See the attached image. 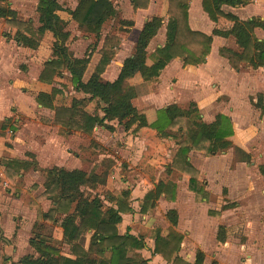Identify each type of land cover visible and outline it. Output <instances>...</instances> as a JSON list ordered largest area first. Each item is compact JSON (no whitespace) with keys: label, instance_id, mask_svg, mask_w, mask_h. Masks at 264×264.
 <instances>
[{"label":"crops","instance_id":"0c3cea01","mask_svg":"<svg viewBox=\"0 0 264 264\" xmlns=\"http://www.w3.org/2000/svg\"><path fill=\"white\" fill-rule=\"evenodd\" d=\"M155 1L159 4L157 10ZM166 1L150 0L147 9L134 12L130 0H110L117 16L103 23L98 41L93 34L83 32L67 11H58L56 14L66 23L65 32L68 34L63 44L72 58L81 59L91 52L83 74V82L89 79L99 61L98 51L106 35L111 34L120 38L110 64L101 75L107 82L116 80L123 61L134 52L137 37L144 23L152 17H162L163 25L149 42L147 53L151 54L156 48H161L166 42L168 20L165 13ZM37 2L8 0V6L15 13L17 21L30 22L32 27L37 29L40 25ZM57 2L63 10L73 11L77 7V0H73V7L66 6L65 0ZM27 3L29 5L31 3L34 8L36 18L30 17L31 10H28ZM221 10L243 21L251 18L263 19L264 0H250L249 3L236 7L223 5ZM0 20V77L6 76L7 83L13 87L12 91L27 97L25 103L17 104L13 101L5 102L0 96V128L4 130L0 134V187L4 185L3 190L0 188V264H20V259L26 255L36 257L37 253L29 244V240L35 237L50 239L60 250L61 255L73 258L69 246L62 243L61 220L64 215L56 214L51 222L38 220L37 209L30 205L35 203L42 214L53 207L49 198L37 200L45 191L46 171L52 168L81 170L87 174L107 172L104 185L82 190L88 192L89 200L98 199L103 210L117 208L110 197L120 198L123 193L128 194L127 203L131 211L117 213V232L119 236L128 234L142 239L145 248L129 251L127 257L131 258L138 254L147 264H171L161 255L153 253L157 232L165 238L172 228L182 236L180 247L173 257L178 256L185 262L193 264L196 252L201 251L204 254L203 264H213L214 259L217 264H225L224 261L226 258L229 259L230 254L225 249L228 243L224 231L232 210L238 213L237 223L253 220L254 225L264 226V203L256 201L262 193L257 184H262L264 176L261 175L263 174L261 167L260 175L254 176L255 174L251 172L257 165L264 167V113L261 114L260 109L253 105L258 95L264 96V67L254 69L247 63H239L233 67L227 58L219 54L221 48L239 51L233 37L214 34V31H228L233 22L222 17L211 21L202 10L201 0H191L188 9L190 29L212 37L205 62L197 66L184 65L180 58H175L160 72L157 82H144L139 74L128 79L129 85L137 89V96L132 100V105L145 116L148 123L155 121L156 111L159 109H164L167 115L173 118L179 109H187L191 103L197 108L201 120L207 124L214 122L219 114L230 119L233 126V136L229 139L232 143L231 148L213 155L197 151H190L188 154V162L199 172L198 180L208 193L207 199L200 202L195 200L194 193L188 188L189 178L176 170L167 169L177 149L176 140L173 138H162L153 130H143L135 136L132 130L136 125L126 131L116 121H105V125L95 126L92 134L61 129L55 125L54 111L38 102L41 94L49 95L53 88L61 90L52 101L55 107H68L74 99H88L89 96L73 88L67 70L62 71L59 76L56 75L51 84L39 81L43 64L53 58L55 38L51 32L46 31L37 47L32 49L18 45L14 40L17 30L6 26L3 18ZM123 21L132 22V25H124L121 23ZM22 33L27 35L24 31ZM79 35H84V38L91 36L94 39L82 55L73 53L70 48L71 42ZM253 36L258 42H263L264 30L254 29ZM151 45L153 48L150 51ZM23 54L28 56L21 59ZM151 63L147 60V65ZM69 87L73 90L70 96L65 92ZM103 107L104 105L96 99H91L84 111L102 118ZM108 125L113 127V133L107 130ZM107 131L115 138L110 148L99 142L98 138L94 139L97 133L103 135ZM5 132L9 135L8 133L5 135ZM74 135L88 136V144L79 142L75 147L71 146ZM156 148L162 150L160 155L153 154ZM70 150L78 151V155L72 156ZM167 150L169 155L165 159ZM85 153L97 159L89 170L81 167V155ZM238 154L243 158L247 155L251 164H245L249 162L243 159L237 161ZM6 160L34 161L38 167L24 169L10 186V191H13L9 192L10 194L7 192L8 182L4 175ZM64 162L74 163L65 167ZM156 172L164 177H157ZM173 176H176V180L172 179ZM20 179L27 185L32 183L27 190L31 191V194L26 201L25 191L19 192L17 186ZM28 180L32 182H27ZM168 181L175 185L173 200H168L163 193L151 201L145 213L141 212L144 197L154 191L159 182ZM2 192L8 193L7 196ZM74 207L73 204L70 213L74 211ZM170 210L176 212V225H171L167 218ZM3 219L7 220L8 231L2 227ZM79 220L80 217L76 224ZM263 233L260 234L261 237H264ZM91 235L92 232L88 231L79 238L78 242L85 250L88 248ZM217 236H220V241ZM207 244L210 246L206 249ZM240 264L256 263L253 255L249 254Z\"/></svg>","mask_w":264,"mask_h":264},{"label":"trees","instance_id":"16d2710c","mask_svg":"<svg viewBox=\"0 0 264 264\" xmlns=\"http://www.w3.org/2000/svg\"><path fill=\"white\" fill-rule=\"evenodd\" d=\"M37 13L39 27L34 29L30 22H20L15 19V13L9 8L8 0H0V18L4 24L17 30L14 40L18 45L35 49L37 43L46 31L53 34V58L43 64L39 81L51 84L56 75L62 71H69L73 88L87 96L88 99H74L68 107H55L52 105L54 98L61 90L53 88L49 95L41 94L38 98L40 105L54 111L53 123L61 129L81 131L92 134L97 125L116 121L126 131L131 129L132 134L138 136L143 130L156 131L162 138L176 140V152L168 170H176L189 178L188 188L195 195L196 201H204L208 193L203 184L198 180L199 172L188 162L190 151H197L205 155H213L226 151L232 147L229 140L233 136V126L225 115H217L214 122L205 123L194 104L187 109H179L173 118H170L164 109L156 111V119L148 123L145 116L139 113L132 105V100L137 96V89L128 83V79L139 74L144 82H157L160 72L175 58H180L184 65L197 66L205 62L209 54L212 37L201 32L192 31L188 24V9L191 0H167L166 14V42L161 48H156L151 54L147 47L153 37L163 25L162 17H152L146 21L137 37L133 54L126 58L118 77L113 82L104 81L101 75L110 64L115 48L120 43V38L115 35H106L100 54L92 75L83 82V74L89 63L90 55L81 59L72 58L63 41L68 34L65 32L66 23L56 14L58 11H67L83 32L93 34L97 41L100 39V29L103 23L111 17L117 16L116 9L110 0H77L75 10H63L57 0H37ZM134 12L147 9L150 0H130ZM250 0H201L202 10L211 21L217 17L233 22L232 27L226 31H214L215 35L231 36L235 40L239 51L221 48L219 54L229 60L233 67L239 63H247L256 69L264 67V41L258 42L253 31L256 28L264 30V18H251L239 20L232 14L221 10L223 5L236 7L249 3ZM131 26L132 22H121ZM25 32L27 35L23 34ZM93 51V50H92ZM150 60L151 65H147ZM96 99L104 105L102 118L98 115H89L84 111L87 103ZM264 113V96L258 95L253 103ZM63 130H61L62 133ZM2 132L4 130L2 129ZM1 132V133H2ZM240 152L239 150H236ZM243 161L249 162V157L244 156ZM29 162L6 160L4 162V175L8 185L14 184L16 178L24 169L30 167ZM38 169L37 166H33ZM45 191L37 198L42 201L51 200L53 207L42 214L35 203L30 205L37 209V219L53 221L56 214L64 215L61 220L62 243L69 246L73 258L61 255L60 250L48 238L35 237L29 240L37 256L26 255L20 259V264H147L138 254L127 257L129 251L145 248V243L140 238L131 235L119 236L117 232V213L131 211L127 203V193L120 198L109 199L117 206L102 209L98 199L89 200V195L82 188L94 189L97 185H104L107 172L101 174H87L81 170L68 171L64 168H52L46 171ZM10 186L7 188L10 191ZM175 185L172 182H159L154 191L149 192L143 199L141 212L145 213L152 200L165 194L168 200H173L172 193ZM171 194V195H170ZM74 211L70 213L72 205ZM80 217L78 224L77 219ZM171 225H176L177 215L174 210L167 213ZM91 231L90 242L85 250L79 244V238ZM220 241V236H217ZM223 239L221 238V241ZM182 236L170 228L168 235L163 238L159 232L154 239L153 253L161 255L171 264H190L173 255L180 247ZM204 254L196 252L193 264H203Z\"/></svg>","mask_w":264,"mask_h":264},{"label":"rangeland","instance_id":"374dc122","mask_svg":"<svg viewBox=\"0 0 264 264\" xmlns=\"http://www.w3.org/2000/svg\"><path fill=\"white\" fill-rule=\"evenodd\" d=\"M73 4H74L73 0H65V5L66 6L73 7ZM154 5H155L156 10H157L158 6H159L158 1H155ZM27 8H28V10H31V14H29L30 17L36 18L35 14H34V8L31 6V3H30V5L28 4ZM92 39L93 38H91V36L88 37V38H84V35L76 36L75 39L71 42L70 48L72 49L73 53H76L78 55H82L86 51V48H87L88 44L90 42H92ZM93 41H94V39H93ZM152 48H153V45H151L150 51L152 50ZM21 56H22L21 59H23V58H26L28 55H24L23 54ZM21 62H24V61H21ZM12 88L13 87L9 83H7L6 76H3V77L1 76L0 77V96H2L5 99V102L13 101V102H16L17 104L25 103V101H27V97L22 95V94L17 93V91H14V90L12 91ZM65 92L68 94V96L73 94V90L70 87L68 89H65ZM21 121L23 122L22 118H21ZM107 130L109 132H112V133L114 132L113 127H111L109 125L107 127ZM108 131L106 133H104L103 135H98V133H97L95 135V138L94 137L93 138L95 140L98 138L99 142H101L103 144H106L105 146L110 148V145L112 146L114 144L115 138L112 137L113 135L108 133ZM7 133L8 132H5V135ZM8 135H9V133H8ZM79 142H81L80 144H84V145L88 144V136L74 135V137L71 140V146L75 147L77 145V143L79 144ZM7 144L8 143H5V145H7ZM8 146H10V145H8ZM11 148H13V147L11 146ZM156 149L157 150L153 154L155 155V154L159 153V155H160L162 150L159 149V148H156ZM70 153H72V156H75L76 154L78 155V151L70 150ZM168 155H169V151L167 150V155H165V159L167 158ZM81 156H82L81 157V167L84 170H89L93 166V164H94L93 162H95L97 160V159L91 158V156L87 155L86 153L84 155H81ZM155 159H157V158H155ZM241 159H244L243 156L241 154H238L237 157H236V160L239 161ZM29 163L31 165H30V167L28 169H30L33 166H36L34 161H32V162L29 161ZM73 163L70 164V163H65L64 162V166L65 167H69V166L73 165ZM58 164H60V163H58ZM245 164L249 165L251 163L249 162V163H245ZM251 166H253V165H251ZM248 167L250 168V166H248ZM259 167H261V172L263 174H261V172L259 171ZM126 168H127V166H126ZM235 168H236V166L233 167V169H235ZM251 172L255 174L254 176L260 175V174L264 176V167L260 166V165H257V167H254L253 169H251ZM43 176H44V174H43ZM156 176L157 177L159 176L161 178L164 177L162 174L158 175L157 172H156ZM172 179L176 180V176H173ZM35 180L38 181V179H35ZM151 181H153V179ZM27 182H32V180H28ZM31 184L32 183L27 185L25 183V181H23L21 179L17 183V186L19 188V192L25 191V194H24L25 201L29 198L28 197L29 194H31V191H27ZM9 186L10 185H8V183H7L6 188L9 187ZM0 188H1V190H3L4 189V185L2 184ZM257 188L262 189V193L260 194V197L257 198L256 201L264 203V181L262 182V184L258 183L257 184ZM33 189H35V188H33ZM7 192L8 193L9 192L13 193V191H7ZM8 193H6V194H8ZM2 194L7 196L3 192H2ZM96 194L98 195L99 191ZM92 195H94V194H92ZM237 215H238V213L236 211L232 210L231 213L229 214L228 220L226 221L225 231L224 232H226V234H225L226 243H228V245L225 246V247H227L225 249L228 251V253L230 255H229V259L226 258L224 263L225 264H240L250 254V255H253V259H254V262L256 264H264V237L260 236V234L263 233V231H264V226L261 225L259 227L258 225H254V221L253 220H250L248 222L245 221V222L237 223V220H236V218L238 217ZM1 224H2V227L4 228V230L8 231L7 220L3 219ZM237 224H239V225H237ZM209 246L210 245L207 244L205 246V248L209 247ZM213 264H217V261H215V259L213 261Z\"/></svg>","mask_w":264,"mask_h":264},{"label":"built area","instance_id":"2783aa9c","mask_svg":"<svg viewBox=\"0 0 264 264\" xmlns=\"http://www.w3.org/2000/svg\"><path fill=\"white\" fill-rule=\"evenodd\" d=\"M1 132H2V129L0 128V134H1Z\"/></svg>","mask_w":264,"mask_h":264}]
</instances>
